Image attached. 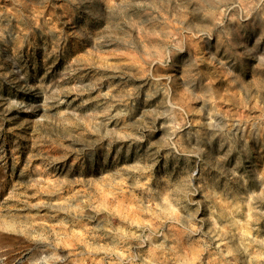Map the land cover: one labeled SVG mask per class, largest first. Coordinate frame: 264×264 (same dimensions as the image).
<instances>
[{"label":"rangeland","instance_id":"rangeland-1","mask_svg":"<svg viewBox=\"0 0 264 264\" xmlns=\"http://www.w3.org/2000/svg\"><path fill=\"white\" fill-rule=\"evenodd\" d=\"M0 264H264V0H0Z\"/></svg>","mask_w":264,"mask_h":264}]
</instances>
